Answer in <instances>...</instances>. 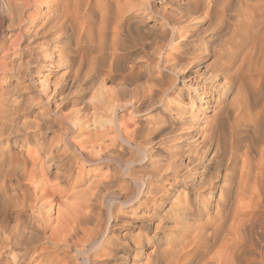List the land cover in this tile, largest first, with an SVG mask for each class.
<instances>
[{"label": "bare ground", "instance_id": "6f19581e", "mask_svg": "<svg viewBox=\"0 0 264 264\" xmlns=\"http://www.w3.org/2000/svg\"><path fill=\"white\" fill-rule=\"evenodd\" d=\"M34 1H36L35 3L39 2V0H23V2L19 3L18 8L24 7L25 9V7H27L28 10H30L29 5ZM231 1L233 0H124L122 3L121 0H112V2L116 3L114 6L115 16L113 15L115 17L113 20L115 21L111 20L113 22L111 26H113L112 32H114V34H112V37L108 35L109 33L107 34L110 40L112 39L111 43L109 42V45H112V47L116 46L118 44L116 41L120 39L119 36V39L116 38V30L124 31L125 29V32L126 29L128 30L126 27L123 29V23L125 20H131L130 17L128 18L129 11H139V13H143L144 16H147L150 20L160 23L158 27L161 33L159 36L154 34V36H156L154 37L155 39L149 42V44H144V48H147H145V54L142 55V58H145L146 62L140 67L138 72L134 70L135 61H132L130 64L132 69L130 70L132 74L129 73L130 77L132 76L137 82V77L140 76L139 79L142 78V82L140 81V85L134 83V92L130 98L126 97L129 99L126 105L129 108L128 110L134 113V115H141L140 119H142V121L144 120V122L146 121V123H144V125L142 124L143 126L141 125L144 128L141 126L140 128L133 126L131 130L128 129L130 130L129 132L128 130L124 132L125 128L121 129L120 122L118 124L117 120V122H115L116 126L113 125L115 115L113 119H111L112 117L107 119L104 113H102L104 116L100 115L101 111L99 110L102 108L101 106V108L97 106L99 108V114L96 113L101 117L95 116V118L93 116V118L87 120V122H90L89 124H91L93 129L96 127L104 129L105 131L103 132L110 131L111 128H114L113 130H115L116 137L120 141V147L123 149L126 148L127 150L129 149V152L131 151L133 154V157L130 159L118 160V165H120L122 169L120 173L123 172L128 178V182L134 187L131 191L129 189L126 193L124 191V201L122 203L131 204L134 200L139 201L143 194L147 193L150 203L152 200H159V202H161V205L151 207L154 212H161L164 209L162 214H171L170 217L173 219L175 226L186 224L180 227L182 228V233L188 232L187 234H189V232H193L191 234L193 235L192 238H189L190 241L187 239L189 242L187 240L186 242H188V246L191 245L193 248H196L194 252H190L192 254L185 252L188 246L186 248L183 247V250H180L182 249L180 248L179 251L170 254L171 257L168 258L166 264H208V261H210L209 259L204 260L203 263H198L200 260L198 249L201 247L200 249L205 253L209 245V240L214 239L218 234L222 236L223 232V236H225L223 241L225 240L226 242L227 240H231L232 250L228 252L230 259H227L228 255L225 258L226 261L224 257L219 256L217 259L218 263L216 262V264H264V250L260 251V258L255 260L256 258L254 256L258 255L253 251L255 255L253 254L254 256L252 258L246 257L242 247L244 241H250L249 244L251 246L260 243L259 245L262 244L263 247H258L264 248V218L251 221L253 217L257 215L256 212L258 209H264V0H235L237 1V8L235 11H238V13L236 14V12H234L235 14L232 17L233 19L237 18L235 20L237 21V27H235L233 34L227 36L228 25L224 15L227 13V9L231 10L228 8L231 6ZM69 2L71 1L55 0L54 6L49 12L45 13L47 14V18L38 24L40 29L37 28L34 30L33 36L35 38L38 36L48 38L43 48L44 54L46 55L42 62V67L45 66L47 70H50L53 66L54 59L67 57V51L65 52V50L69 48L71 44H74L77 49L81 48L83 46L82 44H85L87 37L90 35L86 36L89 32H87L89 27L88 29L83 27L82 19L83 16L85 19V14L82 15L81 12L82 7L80 3L82 2L79 1V3L76 1L73 5ZM69 4H71L72 7L71 5L69 7ZM11 7L14 6L12 5ZM90 8L92 7L90 6ZM105 8L107 7L105 6ZM12 11L15 12L14 10ZM217 11L221 12V16H216ZM15 13L17 15V12ZM103 14L99 17L103 16ZM90 15L94 17L92 13ZM106 15L104 16L105 19ZM25 16L31 18V13L26 12ZM86 18L88 19L89 16H86ZM16 19L20 22L19 18ZM91 20L92 19H90V21ZM97 22L95 23L97 24ZM205 22L206 25H203ZM95 27H97V25ZM108 27H110V24ZM138 28L140 29V27ZM139 29L137 31H139ZM153 29L151 27V30ZM106 30H108V28ZM121 31L120 33H122ZM135 31L136 30H134L133 33H136ZM144 31L139 33L143 35ZM22 32L26 34L24 29H22ZM98 35L99 33L96 37H98ZM92 36L93 35L90 37ZM100 36L99 47L101 50H104L108 44L104 46L103 39L105 38H103L102 35ZM129 36L130 35L127 37ZM17 37L20 39L19 36ZM132 37L131 34L130 40ZM125 38L126 37H124V39ZM149 38H147V40ZM96 39L98 40V38ZM16 42L17 41L11 43L17 46ZM89 43L91 42L89 41L88 44ZM124 43H126L125 40ZM141 44L143 45V43ZM32 45H34V42L30 44V46ZM86 45L87 44H85V46ZM142 45L140 46L143 47ZM125 46L130 48L128 45ZM125 46L123 44V47ZM121 47L122 46H120V48ZM120 48L118 51L121 50ZM144 48L142 50H144ZM70 49L72 50L74 48ZM106 49L105 51L107 52ZM110 51L112 52V49H110ZM89 52L87 54H89ZM47 54H49V57H47ZM53 56H55V58H53ZM112 56L114 55L112 54ZM136 58L138 59V57ZM2 62L3 61H0V70L4 68L6 64ZM67 64H69L68 61ZM10 65H12L11 62ZM113 65H115V63ZM6 67L8 66L6 65ZM78 67L73 81L74 84L79 80V82H81V79H83V73L80 75L81 71H79ZM66 69L67 70L62 74L66 73L70 75L72 68L68 70L66 67ZM84 73L87 75L86 72ZM46 76L41 78V89L39 92L36 91L43 96L41 98L45 97L44 100L46 104L51 105L57 102L56 109L59 108L60 110L61 106L66 103L77 101V95L79 93L69 92L67 95H62L64 82L52 83L49 77ZM4 90L7 91L8 89ZM10 93L9 95L6 92L0 93V143L10 138L13 139L12 143H15L17 140L15 138L16 136H12L13 134L11 132L17 127V129L21 131V133L18 134L24 135V139H21V145H23L25 141H33L37 147L34 152L27 150V159H23L22 157L23 160L20 161L18 157L15 159L14 155H9V153L0 150V264H69L68 260H66L69 255L66 259L57 255V253L60 252L67 255L66 250L61 248L68 246L69 243L73 244L75 255L78 254L79 257L82 255V264H105L111 256V251L108 252L107 250L111 248L110 244L114 243H109L111 241H107L109 240L107 236L111 228L110 220L113 221L115 217H112V211V213L106 211L105 214L102 213L101 217L103 214L105 217L108 215V217H106L105 220L99 218V213H94L96 210H94V200H96L103 189H105V191L108 190L103 195L101 194L102 202L105 201L108 203V201L118 200L119 197L113 192L114 189L113 191L109 189L111 188L109 185H112V182L115 180V178H113L114 176L112 177L110 174L111 177L107 179H101V177L97 179L95 177L96 180H91L89 183L91 185L95 184V187L93 186L91 188H96V190L93 189L95 190L93 191L91 189L92 194H89V197L88 195L87 197L79 196L85 193H80L79 195L75 193L73 196L76 200L72 197L75 201L74 203L70 202V204L68 200L66 201V185L64 186L63 184L64 187H58V180H60V177L69 176L71 170L73 171L75 166H73L70 161V157L72 156H67L66 151H64L65 149L57 153L53 152L58 151V146L65 144L68 140L65 138L69 133L68 129H62L63 131L59 138L55 136V139L51 136L52 138L46 139V137H43L41 122L36 123L34 120H24L22 124L18 123V118H20L18 117V111L20 109L16 111L17 109L11 106V109L7 108L6 110V106L2 104L3 102L1 103L5 95L7 94L10 96ZM237 96H239V99ZM109 97L111 96L109 95ZM115 97L113 96V99ZM105 99L106 96L104 97V100ZM111 99L112 98H110V101L113 102ZM107 100H109V98ZM82 101L80 103L81 105ZM123 102L121 103L123 104ZM193 102L203 104L204 112L211 110L213 112L212 117L210 119H198V121L202 120L201 123L193 124L197 129V134L193 133V131H186L177 136L172 130V124L178 120L177 111L183 110L186 107L185 105L193 107ZM83 104L85 103L83 102ZM104 104L106 109L107 104ZM208 105H210L211 108L208 107ZM108 107L109 106H107V111L109 110ZM111 107L113 106L111 105ZM111 107L110 109H112ZM12 108L15 110L13 109L12 111ZM83 108L86 109V106ZM83 108H81V110ZM230 108L233 109V122L235 125L225 134L224 121L223 119L220 120V118L222 115H226ZM8 109L11 111L9 112ZM101 110L103 111V108ZM56 111L59 113L58 110ZM105 111L106 110L103 112ZM115 112L116 111H114V113ZM70 113L69 116L75 115L72 117V120L78 125L77 127L82 128L80 127L82 120L80 121L78 114L75 113L72 115ZM94 113L91 114L94 115ZM91 114L89 113L87 116L89 117ZM106 114L108 115L110 113L106 112ZM76 115L78 117H76ZM104 117L106 119H104ZM245 117L248 119H244ZM190 119L191 122H195L196 120L193 116H191ZM125 124H127V122ZM86 130L88 132L90 129ZM30 133L34 134V136H31ZM99 133L101 134V132ZM95 135L97 134L95 133ZM102 135H104V133L101 134V136ZM92 136L94 137L93 134ZM105 137H107V135ZM80 138L77 139V141L79 140L78 142H80ZM83 138H85V136ZM87 139L88 138L84 139L83 147L80 143L83 149L80 148L79 150L84 161L90 162L91 164H101V162L108 163V161L117 158V154H111L113 146L107 147L106 145L102 149L105 143L102 145L101 141L99 143L102 145L100 147L102 152L96 149L99 153L93 154L94 147H90L91 145L89 144L90 149L87 148L88 145L86 146V144L89 140ZM112 139L113 138L110 140ZM6 141L8 142V140ZM114 141L117 142V140H113V143ZM52 142L54 143L52 144ZM109 142L110 144L112 143L111 141ZM67 143L70 147L74 148L72 142L68 140ZM99 143L98 145H100ZM77 146L79 148V145ZM115 151V153L118 154L122 152H117L116 149ZM40 152L44 154L43 158L39 155ZM77 153L75 155H77ZM15 154L19 155L17 153ZM129 155H131V153ZM76 158L77 157H75V159ZM138 165L142 167L141 172L136 169ZM53 166H61V170L58 169L56 176H54L55 181L52 182V180H47L48 178L45 179L47 177L45 174L50 167ZM120 180L121 178L117 181L119 182ZM87 186L90 187L89 184ZM125 186L124 184L123 188H126ZM72 188L74 189L75 187H71V189ZM73 191L71 192L73 193ZM231 191L233 195H231ZM122 192L123 191H121V193ZM58 194L64 196V199L66 198L63 200V204L58 203L60 200L58 202L54 201V197H58ZM70 196H72V194ZM142 202H146V200L143 198ZM202 203L204 205H202ZM212 206H215V208L211 210ZM52 210L56 213L53 219L51 218L53 217L51 216ZM211 213L212 215H210ZM94 214L99 216H97L98 222L101 219L105 221L102 223L104 224L103 227L101 229L99 227L100 230H98L101 233V238L94 239V237H91L94 233L93 230L92 234H88V236L91 235L90 238H87L89 240V244L87 243L89 248L85 249L83 246H77L78 241L81 242L86 240L85 235L90 231H86L88 228L86 229L85 227L86 224L90 225V223H93L92 221L96 218ZM201 215H204V217ZM208 215H210V220L206 217ZM96 221L94 222L96 223ZM98 224L99 223H97V225ZM209 224L212 226L210 231H208V227H210ZM96 229L98 228L96 227ZM206 229L208 230L206 231ZM205 231L214 238L210 237L211 239H208ZM210 242H212V240ZM148 250L150 249H146L130 259L132 264H143V261L151 254V251ZM248 250H250V248H248ZM226 253L227 252H225V254ZM243 255L245 256L244 258L242 257ZM75 259L77 258L75 257ZM222 260H224V262H222Z\"/></svg>", "mask_w": 264, "mask_h": 264}, {"label": "rangeland", "instance_id": "374dc122", "mask_svg": "<svg viewBox=\"0 0 264 264\" xmlns=\"http://www.w3.org/2000/svg\"><path fill=\"white\" fill-rule=\"evenodd\" d=\"M54 1L53 0H39V2H37V3H35L36 1H34V2H32V4L29 5V9L30 10H28L27 7H25V9H24V7L23 8H18L19 3L20 2H23V0H0V59L7 54L4 58H2L0 60V61H3L4 62V63L2 62L3 64L6 63L5 64V67L4 68H1V70H0V84H1L0 85V89L2 88L1 90H3V91H1V90L0 91L1 92H6V93H8V95L11 92L10 93V96H8L7 94L5 95V98L2 99L3 101L1 100V103L3 102L2 104L6 106V110H7V108H10L11 109V106L14 107L15 109H17L16 111H18V109H20L18 111L19 112L18 117H20V118H18V120H19L18 123H20V124H22V122L24 120L25 121L26 120L27 121H29V120L30 121L31 120L33 121L34 120V122H36V123L37 122L38 123L41 122V124H42L41 128L43 127L42 128L43 129L42 130V133L44 135L43 137H46V139L50 138L51 136H53L54 138H55V136H56V138L57 137L59 138L61 136V133L64 130V128L65 129H68V132L69 133H68V135L65 138H66V140L68 139L69 142H72L74 144V148L73 147H70L68 145V143H67L68 140H67L65 144H63V145L61 144L63 147L61 145L58 146V148H59L58 151H54L53 153H55V152L57 153L60 150H64L65 149L64 151H66L67 156L69 155V156H72V157L73 156L77 157L76 159H75V157H73V158L70 157L71 163L73 164V166H75L74 169H73V166H72L73 171L71 170L70 175H69L70 177L69 176H67V177H60V180H58V184H59L58 187H61V186L64 187L66 185L65 188L67 189V193L65 194V197L67 199L66 198L65 199H66V201L68 200L69 203L70 202L71 203H74L75 202L74 200H76V198H74V196H73V194H75V193H77L76 195H79L80 193H85L83 195L80 194L79 196H82V197H85L86 196L87 197V195H88V197H89L92 194V190L93 189L96 190V188H91L95 184H92L91 185L89 183V182H91V180H94L95 181L96 180L95 177L97 179H99V177H101V179L102 178H106L107 179L108 177H111V176L113 177L114 176L113 177V178H115L114 182H116L117 180H119L121 178V180L119 182L118 181L116 182L118 184L112 182L113 184L112 185L111 184L109 185L111 187L109 189L112 190V191L114 189L113 192L116 195H118L119 198H118L117 201L116 200L115 201H111V202L108 201V203L105 202V201L102 202V199H101L102 196H101V194L103 195L108 190L107 188H106L107 189L106 191H105V189H103L102 192H100V194L97 196L96 200H94V202H95V204H94L95 205L94 206V210L96 209L94 213H96V214L99 213L98 215L100 217L97 215L99 218H102V219L105 220V218L108 217V215L106 217L104 215L106 211L107 212H110V213L113 212L112 213V217L113 218L115 217V219L113 221L110 220L111 228H110V231H108L109 234L107 236V238L109 237L108 238L109 240H107V241H111L109 243H112V242H114V243L110 244L111 248L109 250H107L108 252L111 251L110 252L111 256H110V258H108V260L106 261L105 264H109V263L110 264H114V263L115 264L116 263L117 264H126V262H127V264H132V261H130V259L134 258L136 255H138L139 253H142L146 249H150L148 251H151V254L143 261V264H166L168 258L171 257L170 254L172 252L179 251L180 248H182L180 250H183V247L186 248L188 246L187 244L190 241V239L192 238L193 235H191V234L193 232L192 233L189 232V234H187L188 232L182 233V228H180V227H183L186 224L184 223L181 226H175L174 225L175 223H174L173 219L170 217L171 214H162V212L164 211V209L161 212L160 211L154 212V210L151 207H153V206H159V205H161V202H159V200H157V201H153L152 200V202L150 203L149 202L150 199H149V197H147V193H144L143 196H142V198H141V200H139V201L134 200L131 204L128 203L129 205L122 203L124 201L123 195L127 191H129V190L131 191L132 189H134V187H132L131 184L128 182V178L123 174V172L120 173V171L122 169H121L120 165H118V164H119V161L120 160H124V159L126 160V159L132 158L133 157V154H132L131 151L129 152V149L127 150L126 148L123 149L122 147H120L121 146L120 145V141L116 137L115 130H113L114 128H111L110 131L103 132V131H105L104 129H100V127H96V128L93 129L92 126H91V124H89L90 122H87V120L92 119L93 116L94 117L95 116L98 117L100 115L104 116V114H105V117H107V119H110V117H112L111 119H113V116L115 115L114 116V119H113L114 120L113 121V125H115V122H117V121H118V124L120 122V128L121 129H124L125 128L124 129L125 131L123 130L124 132H126V130H128V129L131 130L133 128V126H137V128H140V126L142 124L144 125V123H146V121L144 122V120L142 121V119H140L141 115H136V114L134 115V113H132V112H130V110H128L129 108L126 105L128 103L127 101L129 100L126 97H129L130 98V96L134 92V83H138L137 85H140V83L142 82V78L139 79L140 76L137 77L138 78L137 79V82H136V80H134L132 78V76L130 77L129 73L132 72V71H130V70H132L130 64H131L132 61H135V63H134V65H135L134 70H135V72L136 71L138 72L139 69H140V67L146 62L145 58H142V55L145 54V52H144L145 51V48H147V47L144 48V44H149V42H151V41H153V39H155L154 37L159 36V34L161 32H160V29H159L158 26H160L159 25L160 23L159 22H155L153 20H150L147 16H144L143 13L142 14L139 13V11H136V10L129 11L128 18L130 17L131 20L130 21L125 20L124 23H123V29L126 27V28H128V30L126 29V32H125V29H124V31L123 30L122 31L120 30L122 33H120L119 30H116V34H117L116 38L117 39L120 38L119 40L116 41V43L118 42L119 45L117 44L116 46L112 47V45H109L111 43L112 39L110 40V38L107 36V34L109 33L108 35L111 36V37H112V34H114V32H112L113 26H111V25L113 24L112 21H115V20H113V18H115L114 17L115 16L114 6L116 5V3L112 2V0L111 1L110 0H88V1L87 0H76L77 2H79V1L82 2V3H80V2L79 3L81 4V7H82V11H81L82 12V15L85 14V19H84V16H83V19H82L83 20L82 21L83 22V27H86L87 29L89 27V29L87 30V32L88 31L89 32L87 33L86 36H88L89 34L90 35L88 36L89 38L87 37V41H85V44H87L88 46L87 45L85 46V44H82L83 45L82 47L83 48L85 47V48L83 49L81 47V48H78L77 49V47L74 44H71L72 46L70 45V47L65 50V52L67 51L66 52V56L67 57L66 58H62V59H54L53 60V66L51 67L50 70H47V68H45V66L42 67V62H43L44 57L46 55V54H44L43 48H44V45H45V43H46V41H47L48 38H45L44 36H38V37L35 38L33 36V34H34V30L37 29V28H39L38 27V24H40L44 19L47 18V14H45V13L49 12V10L54 6ZM70 1L71 2H69V3H72V5H73V3L76 2L75 0H70ZM72 1H74V2H72ZM83 1L84 2H87L88 4L87 3H84ZM122 1L124 2V0H121V2ZM177 1H181V0H177ZM108 3H109V5H108ZM236 3H237V1H235V0L231 1V3H230L231 6L228 7L231 10H228L227 9V11H226L227 13H225V15H224L225 16V19L227 20L226 22H227V25H228L227 34H226L227 36H230L231 34H233L235 27H237V25H236L237 21H235L237 18L233 19V17H232L235 14L234 12H236V14L238 13V11H235V9L237 8V4ZM12 5L14 7H11ZM70 5L71 4H69V7H70ZM72 5H71V7H72ZM90 6L92 8H90ZM105 6L107 8H105ZM8 7H9V9L10 8L11 9L9 10ZM83 7H85V8H83ZM108 8H109V10H108ZM112 8H113V10H112ZM193 8L196 9L195 7H193ZM106 9H107V11L109 13L106 11ZM12 10H14L15 12H17V15ZM20 10H22V11H20ZM105 11H106L107 15H106ZM12 12L15 13V14H13ZM19 12L20 13L23 12V13L20 14ZM26 12L31 13V18H27V16H25L26 15ZM90 12L92 13V15L94 17H92L90 15L91 14ZM134 12H135V14H134ZM103 13H105V14H103ZM102 14H103V16L99 17ZM105 15H106V19L104 17ZM110 15H111V17H110ZM15 16H16V18H19L20 19V22L17 21L18 19H16ZM86 16L87 17L89 16V18L92 19L93 21L92 20L90 21L89 18H88L89 19L88 20L86 18ZM216 16H218V17L221 16V12L220 11H217L216 12ZM96 18H97V21L98 22L96 21ZM98 18H101V19H98ZM26 20H27V22H26ZM85 20H86V22H85ZM100 20H101L102 23L100 22ZM95 22H97V24ZM107 22H108V25H107ZM109 24H110V27H108ZM96 25H97V27H95ZM203 25H206V22L203 23ZM137 26L140 27V29L142 31L145 30L143 32V35L140 34V33H142V31ZM90 27H91V29H90ZM151 27H152V29L153 28L154 29L151 30ZM107 28H108V30H106ZM156 28H158L159 30L156 29ZM22 29L25 30V33L26 34H23ZM97 29H98V33H99L98 37H96L97 34H98L97 33ZM131 29L136 30L135 32L137 34L141 35V36L137 35L136 33H133L134 30H131ZM138 29H139V31H137ZM92 30H94V31H92ZM103 30H104V32H103ZM95 31H96V33H95ZM127 34L130 35V36L127 37L128 36ZM131 34H132L133 37L130 40ZM154 34L156 36H154ZM91 35H93L92 36L93 38L90 37ZM100 35H102V37L105 38V39H103L104 40V46L106 44L109 45V46L106 45L107 47H105V49L107 48L106 49L107 52L105 51V49L104 50H101V48L99 47V44H100L99 38L101 37ZM17 36H19L20 39ZM118 36H119V38H118ZM123 36L126 37V38L124 39ZM134 36H136V37H134ZM122 37H123V39H122ZM146 37L147 38L150 37L148 39L149 41L147 40ZM96 38H98V40ZM133 38H135V39H133ZM91 39H92V41H91ZM105 40H107V41H105ZM124 40H125L126 43H124ZM146 40L148 41V43H147ZM13 41L14 42L17 41L16 42L17 43L16 44L17 46H14L15 44L12 45V43H14ZM89 41L91 43L88 44ZM135 41H137V42H135ZM138 41H139V43H138ZM32 42H34V45L30 46V44ZM105 42H108V43H105ZM128 42H130V43H128ZM141 43H143V45ZM9 44H11V45H9ZM123 44H124V46L125 45H128L130 48H128L127 46L123 47ZM134 44H135V47H134ZM138 44L142 45L143 47H141ZM117 46H118V48H117ZM120 46H122V47L120 48ZM13 47H14V49H13ZM70 48H74L75 51H74V49L71 50ZM97 48H99V49H97ZM119 48L121 50H123L125 48L126 49L124 51H121L120 50L121 51L120 52V51H118ZM143 48H144V50H142ZM110 49H112V52L110 51ZM5 50H6L7 53L5 52ZM70 50H71V52H70ZM108 50H109V52H108ZM79 51H80V53H79ZM87 51L88 52L90 51L89 54H87L88 53ZM112 54L114 56H112ZM85 56H86V58H85ZM109 56H110L111 59L109 58ZM131 56H133V57H131ZM135 56L138 57V59ZM47 57H49V54H47ZM53 58H55V56H53ZM133 58H135V59H133ZM66 59L69 62V64H67ZM92 59H94V60H92ZM114 59H116V60H114ZM85 60H86V62H85ZM6 61H8V62H6ZM45 61H48V60H45ZM10 62H11L12 65H10ZM128 62H130V63H128ZM114 63H115V65H113ZM66 64H67V66H66ZM6 65L8 67H6ZM129 65H130V67H129ZM66 67L68 68V70L70 68H72V71H71L70 75H67L66 73L65 74H62L63 72H65L67 70ZM77 67H78L79 71H81L80 75L83 73L82 74V76H83L82 78L84 80L80 78L81 79V82H79L80 81L79 80L78 81L79 83L77 82L76 84H74L73 81H74V78H75V74L77 72L76 71L77 70ZM93 67H95V68H93ZM94 69H95V71H94ZM84 72H86L87 75ZM98 72H100V73H98ZM46 74H47V76H46ZM4 75H6V76H4ZM91 75H92V77H91ZM45 76L46 77H49V79L52 81V83H56V82L57 83H63L64 82V88H63V94L62 95H67L69 92H72V93L76 92L77 94L79 93L77 95L78 96L77 101L76 102H68V103H66L65 105L61 106L60 110H59V108L56 109V103L57 102L55 104H51V105L46 104V102L44 100L45 97L44 98H41L43 96H41L38 93L39 90L41 89V87H40V85H41L40 83H41V80H42L41 78H44ZM86 80H88V81H86ZM4 89H6V90L8 89V90L5 91ZM36 91H38V92H36ZM109 95L111 97H109ZM105 96H106V99H105L106 101L104 100V97ZM113 96L114 97L116 96V97L113 99ZM11 97H12V99H11ZM107 97L109 98V100H107L108 99ZM6 98H7V100H6ZM110 98H112L111 100H113V102L110 101ZM116 98L118 99V101H117ZM237 98L239 99V96H237ZM121 99H123V100H121ZM6 101H7V103H6ZM81 101H82V105L80 104ZM83 102L85 104H83ZM101 102H103V103H101ZM121 102H123V104ZM15 103L17 104V107H16V104ZM99 103H100V105H99ZM104 103L107 104L106 105V109H105V104ZM110 104L114 108L111 107ZM83 105L86 106V109L83 108V107H85ZM192 105H193V107H189V106L185 105L186 107L183 110L181 109V110L177 111L178 120L172 124L173 133L176 134L177 136L185 133L186 131H193V133L197 134L196 133V130L197 129L195 128V126L193 124L201 123L202 120L198 121V119H203V118L204 119L205 118L210 119L212 117V113L213 112L211 110H207V112H204V106H203V104H198L197 102H193ZM97 106H99V108L102 107L103 108V111L104 110H106V111L103 112L101 110L102 109L101 108L99 110V111H101L100 112V115H97L96 113L99 114V112H98V109L99 108ZM107 106H109L108 107V109L110 110V111L108 110L109 112L107 111ZM110 107L112 109H110ZM208 107H210V105H208ZM14 108H12V111H13ZM23 108H24V110H23ZM81 108H83L82 110L84 112L81 110ZM10 109H8L9 112L11 111ZM95 109H97V110H95ZM56 110H58L59 113H57ZM41 111H42L43 114L41 113ZM70 111H71V113H70ZM112 111H113V113H112ZM114 111H116V112L114 113ZM106 112L107 113H110V114L107 115ZM69 113L72 114V115L75 114V113L78 114V116L80 117V121L82 120L81 122L83 123V124L81 123L80 127H82V128L84 127L83 129L77 127L78 125L75 124V122L72 120L73 119L72 117H74L75 115H73V116L70 115L69 116ZM89 113L90 114L91 113L92 114L94 113V115L91 114L88 117L87 115ZM102 113H104V114H102ZM130 113H132V114H130ZM40 114H42V115H40ZM80 115H82V116H80ZM78 116L76 115V117H78ZM108 116H109V118H108ZM191 116L195 117L197 121L195 120V122H191V119H190ZM105 117H104V119H106ZM136 117H137V119H136ZM84 118L85 119L87 118V119L85 120ZM115 118H117V119H115ZM222 119L224 121L225 134H227L228 130L232 129L233 126L235 125V123L233 122L234 121V118H233V109L230 108L229 112L226 115L225 114L222 115L221 118H220V120H222ZM244 119L247 120L248 118L245 117ZM125 121L127 122V124H125L126 123ZM67 122L69 123V125H68ZM86 123L89 124V125H87ZM70 124H71V126H70ZM142 128H144V127H142ZM86 129H88V130L90 129L88 131V132L91 131L90 132L91 134L89 133L90 135L87 134L88 132H87ZM97 129L98 130H101V131H98ZM130 130H128V132ZM18 131L19 130L16 127V129H13L12 132H11L13 134L12 136H16L15 137L17 139L16 142L15 143L14 142L12 143V140H13L12 138L5 139V140H3L0 143V150L9 153V155H12V156L14 155V158L15 159H16V157H18L19 158V161H20V160H23L24 158L27 159V157H28V151L34 152L36 150V147L37 146H35V143L33 141H25L23 143V145H21V141H22L21 139H24V135L23 134L19 135L18 133H21V131H19V132ZM97 132L98 133L101 132V134L104 133V135L101 136L100 133L98 135ZM84 133H86L87 135L84 134ZM95 133L97 135H95ZM92 134L96 138H94L92 136ZM17 135H19V136H17ZM30 135L31 136H34V134H31V133H30ZM106 135H107V137H105ZM76 136H77V138H76ZM84 136H85V138H83ZM80 137H82L83 139L80 138ZM79 138H80V142H78L79 140L77 141V139H79ZM86 138L89 139V140L87 139L89 141V143L87 141V144H86V146L88 145L87 148L90 149V147H92V146L94 147L93 154L99 153V151L102 152V149L106 145H107V147H112L113 146V150L111 151L112 152L111 154L112 155H116L117 154V158L115 157L116 159H113L115 161L110 160L111 162L110 161H108V163L107 162L106 163L105 162H101V164L100 163H98V164H91L90 162L84 161L83 160V156L80 154L81 152L79 150H80V148L83 149L82 148L84 146V143L83 142L85 141L84 139H86ZM111 138H113V139L110 140ZM227 138H228V136H227ZM6 140H8V142ZM113 140H117V142L119 144L116 141H114V143H113ZM73 141H75V142L77 141L76 142L77 144L75 142H73ZM100 141H101L102 145H103V143H105V144L102 146L99 143ZM109 141H111L112 143L110 144ZM53 143L54 142H52V144ZM80 143H81L82 147H81ZM98 143L100 145H98ZM89 144L91 145L90 147H89ZM77 145H79V148H78ZM101 146H102V149H100ZM75 147H77V148H75ZM117 147L119 148L120 151L118 150ZM114 148L117 150V152H121L122 151L123 153L122 152L119 153V154L118 153H115L116 151H115ZM3 149H5V150H3ZM96 149H98L99 151L96 150ZM72 150H74V151H72ZM12 153H14V154H12ZM15 153H17L19 155H16ZM72 153H73V155H72ZM76 153H77V155H75ZM130 153H131V155H129ZM24 155H26V156H24ZM39 155L41 156V158L44 157V154L43 153L41 154V152L39 153ZM22 157H23V159H22ZM121 157H122V159H121ZM118 167H119L120 170L118 169ZM58 169L61 170V166H53V167H50V169L45 174L47 177L44 176V177H46L45 179L48 178L47 180H50V181L52 180V182L55 181L54 180L55 179L54 176H56V172L58 171ZM136 169H137V171L139 170V172H141L142 167L140 165H138L136 167ZM110 174H111V176H110ZM61 178H63V179H61ZM59 181H60V183H59ZM74 183H76V184H74ZM126 183L129 185V187L131 186L132 188L131 187L129 188ZM63 184H64V186H63ZM73 184L76 185V186H74ZM88 184L90 185V187L87 186ZM124 184L126 185L125 186L126 188H123L124 187ZM71 187H75L74 189L72 188L74 191L71 189ZM119 187H121L123 189H121ZM89 188H90V190H89ZM95 190H93V191H95ZM71 191H73V193ZM121 191H123V192L121 193ZM124 191H125V193H124ZM70 192H71L72 196H70L71 195ZM119 193H120V195H119ZM67 194H69V195H67ZM107 195H109V194H107ZM231 195H233V192L231 193ZM57 196L58 197H56V196L54 197V201L55 202H58L60 200L58 203L59 204H63L64 203L63 200H65L64 199V196H62L60 194H58ZM72 197L74 198V200H73ZM143 198H144V200H146V202H142ZM99 205H100V207H99ZM202 205H204V204L202 203ZM101 206H102V208H101ZM61 207H62V205H61ZM99 208H100V210H99ZM214 208H215V206H212L211 207V210L214 209ZM159 209H162V208H159ZM102 213H104V214L101 217ZM212 213L210 215H212ZM96 214H94V215L96 216ZM172 214H173V212H172ZM256 214L257 215L254 216L251 221H254V220H257V219L258 220L263 219L264 218V209L263 208L258 209V211L256 212ZM55 215H56L55 211L52 210L51 211V216H53V217H51V218L53 219ZM210 215L206 216L208 220L211 219L210 218ZM97 216L92 221L94 224L93 223H90V225L89 224H86V227L84 226L86 229L88 228V230H86V231H90L91 233L90 232H87V234L85 235L86 240L85 241L83 240L81 242L78 241L77 242V246H83L85 249H88L89 248V245H87V243L89 244V240L87 238H90V236H91V235L88 236V234H92L93 233L92 232L93 230H94V233H93L94 236L92 235L91 237H94V239H100L101 238V233L98 230H100L103 227L104 224H102V223H104L105 221L104 220L102 221V219H101L98 222ZM201 216L204 217V215H201ZM203 220H204V218H203ZM94 221H96V223ZM97 223H99V224L97 225ZM87 225L88 226H92V227H88ZM209 226H210V224H209ZM96 227L98 229H96ZM99 227H100V229H99ZM211 227L212 226L208 227L209 230L206 229V231L207 230L210 231L211 230ZM114 228H115V230H114ZM98 234H100V235H98ZM205 234L208 236V239H211L210 237H212V236H210V234L208 232H206ZM222 234L224 235V232ZM184 235L185 236L187 235V236L185 237ZM220 236H221V234H220ZM220 236L218 234V236H216L215 238L212 237V238H214V239H211L212 242H210L211 240H209V245H208L205 253L202 251V249H200L201 247L198 249L199 250L198 253H199V256H200V260L198 261V263H200V262L203 263L204 260L209 259L210 261H208V264H216L217 259L219 258V256L224 257V259H225L227 257V255H228L227 259H230L229 258L230 255L228 254V252H230L232 250L231 249V246H232L231 243H232V241L226 239L227 241L225 242V240L223 241V239L225 238V236H223V237L221 236L222 238ZM186 240L188 242H186ZM249 243H250V241H247V242L244 241V243L242 245V247H243V249L245 251V256L246 257H249V258H252L255 254H257L258 256H256V255L254 256L256 259L255 258H253V259L258 260L260 258V256H259L260 255V251H263L264 250V248L258 247V246H262V244L259 245L260 243H258V245L256 244L255 246H251ZM70 244H72V243H69L68 246H65V247H62L61 248V249L64 248L66 250V254L67 255H65V253H63V252L62 253L61 252L60 253H57V255L59 257L61 256L63 259H66L67 256L69 255L68 256V259H66V260H68L69 264H76V263L82 264V255H80L81 257H79L78 254L75 255L74 254V251H73L74 250L73 244L72 245H70ZM113 244H114V246H113ZM189 246H188V248H186L187 251L185 250V252H188L189 254H192L196 248H193V246H191V245H189ZM248 248H250V250H248ZM190 249H191V251H190ZM253 251L255 252V254H254ZM190 252H192V253H190ZM225 252H227V253L225 254ZM70 253H71V255H70ZM245 256L243 255L242 257L244 258ZM75 257L77 259H75ZM124 257H126V258H124ZM263 257H264V254H263ZM225 261H226V259H225ZM222 262H224V260H222Z\"/></svg>", "mask_w": 264, "mask_h": 264}]
</instances>
